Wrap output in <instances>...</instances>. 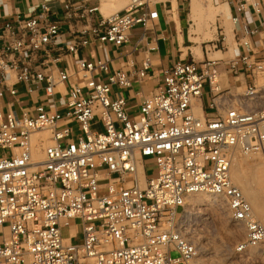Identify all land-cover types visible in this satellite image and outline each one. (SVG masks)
Instances as JSON below:
<instances>
[{
	"label": "built area",
	"instance_id": "2783aa9c",
	"mask_svg": "<svg viewBox=\"0 0 264 264\" xmlns=\"http://www.w3.org/2000/svg\"><path fill=\"white\" fill-rule=\"evenodd\" d=\"M85 2H66L62 20L50 21L46 7L43 18H0V264H202L185 216L187 201L204 194L245 229L236 252L264 245V225L231 176L235 151L264 162V0H212L228 7L232 28L218 16L206 46L232 56L161 68V85L136 113L113 89L149 76L158 3L130 0L104 16ZM137 26L145 56L136 69L80 57L95 43L129 45ZM52 45L74 71L48 66ZM224 66L233 88L222 84ZM206 87L207 115L196 103Z\"/></svg>",
	"mask_w": 264,
	"mask_h": 264
},
{
	"label": "crops",
	"instance_id": "0c3cea01",
	"mask_svg": "<svg viewBox=\"0 0 264 264\" xmlns=\"http://www.w3.org/2000/svg\"><path fill=\"white\" fill-rule=\"evenodd\" d=\"M74 0H0V18L2 22H15L20 16H36L43 18L45 16V7L49 9V20L56 21L62 20L65 14L64 4ZM79 1V0H78ZM87 7H94L90 5V0H85ZM191 2H182L177 0L159 2L155 9L159 13V18L155 23L157 34L159 35L158 51L151 53L154 66L149 70V76L141 82H134L129 89H118L113 92L124 97L128 103L131 111L138 109L143 100L150 96L162 83L161 68L171 67L178 62H188L195 60L198 63L206 60L207 58H227L231 57L234 51L231 49L228 52L220 53L221 57H212V48L206 46L204 41L198 45L193 40V35L190 33L191 19ZM66 28V25H65ZM142 29L137 26L133 29L131 41L129 45L124 47H115L110 44L95 43L87 49H82L80 57L84 59H102L112 61L113 69L116 71H130L136 69L141 64L145 56V48L137 47L139 37ZM6 40V34L0 33V47ZM70 38L63 36L59 41H69ZM58 41V43H59ZM57 43V44H58ZM200 47L201 56L196 53V49ZM194 51V52H193ZM44 53H40V60H44ZM49 58L47 64L52 70H61L69 66L71 71L75 70V66L67 56L59 54L56 45L49 47ZM202 57V58H201ZM60 61L54 62V60ZM134 66H132V64ZM223 66V65H222ZM47 66H43L42 70H47ZM221 81L224 87H232L236 84L235 77L227 72L224 67L220 68ZM246 79V77H244ZM10 97H6L9 100ZM212 101V94L209 92L208 87L204 89L203 96L196 103L203 109L205 115L210 114L212 110L209 105ZM65 237L69 238L68 233Z\"/></svg>",
	"mask_w": 264,
	"mask_h": 264
},
{
	"label": "rangeland",
	"instance_id": "374dc122",
	"mask_svg": "<svg viewBox=\"0 0 264 264\" xmlns=\"http://www.w3.org/2000/svg\"><path fill=\"white\" fill-rule=\"evenodd\" d=\"M167 1H173V3H176L177 0H153L154 3H164ZM197 1V15L195 21L190 22V33L193 35L194 41L202 44L204 41H211L217 35L216 29L218 26L216 23H218V17H215V14L218 10L220 11L222 10L221 8H223L224 11L229 12V9L225 5H214L212 0H194V2ZM191 2H193V0H191ZM129 4L130 0H90V5L99 7L104 16H109L121 11L122 9L127 8ZM218 7L221 8L219 9ZM227 19L223 18L224 21L222 22V25L226 29V32H229L232 26ZM234 46L233 39L231 38L228 40V47L234 48ZM217 57L221 56L218 55ZM114 91H117V88H115ZM137 111L138 109H135L132 113H136ZM195 111L196 113H199L198 110ZM42 136L48 139L50 134L45 132L42 133ZM35 143H37V141H35ZM35 154L41 155L40 151L36 150L33 153V158ZM235 170V167H232L231 175L234 184L241 189L247 188L250 193L249 196L251 195L250 198H255L257 195V189L254 184L246 182L245 179L238 180L235 176ZM147 173L149 178H153L156 175L154 172V164L151 161L147 162ZM201 196L203 195L192 196V198L187 201L185 216L189 235L193 237L199 247L204 246V250L199 252V261L202 264H264V259L260 255L253 254L257 248L260 249V247H262V249H264V245L256 247L255 249L253 248L254 251H252L253 249H249L244 253L236 252V247H238L246 238L245 229L231 220L225 205H223L225 208L224 210L223 207L219 205L209 206L205 202V204L203 202L201 203ZM259 206L262 207L264 211L263 204L260 203ZM257 215L259 214H256V216ZM77 241L78 240H75V242ZM210 252L212 253L211 255L208 254ZM172 256L177 257V254L173 253Z\"/></svg>",
	"mask_w": 264,
	"mask_h": 264
},
{
	"label": "bare ground",
	"instance_id": "6f19581e",
	"mask_svg": "<svg viewBox=\"0 0 264 264\" xmlns=\"http://www.w3.org/2000/svg\"><path fill=\"white\" fill-rule=\"evenodd\" d=\"M219 8V7H218ZM221 8V7H220ZM219 8V9H220ZM197 9H198V1L197 2H191V19L192 21H195L196 19V15H197ZM222 10H218V12L215 14V17H218V16H223L225 19H227L229 17V12L227 11H224L223 8H221ZM194 39V38H193ZM200 45L201 43L198 42ZM196 53L198 55L201 56V50H200V47H198L196 50ZM194 52V51H193ZM220 56V53H217V54H213L212 57H217V56ZM202 58V57H201ZM196 108L199 109V106L197 105ZM36 151V150H35ZM39 151V150H37ZM36 153V152H35ZM34 159L35 160H40L41 159V155L39 154H35L34 155ZM232 159H233V164H232V167H235V176L236 178H238V180L240 179H245L246 182H250V183H253L254 186L256 187L257 189V195L255 198H250L249 196V192H248V189L247 188H243L240 189L243 191L244 195L246 196V198L248 199V201L250 202V204L252 205L253 207V210H254V214H255V217L256 219L262 224L264 225V211L262 209V207L259 206L260 203L263 204L264 206V162L262 160V158L260 156H246L244 154H242L240 151H235L232 155ZM232 167H231V170H232ZM233 174V173H232ZM232 176V175H231ZM234 178V177H233ZM235 179V178H234ZM233 181V179H232ZM251 191V190H250ZM252 194V193H251ZM253 197V196H252ZM192 198V197H191ZM200 198V197H199ZM198 200V199H197ZM201 200V203L205 202L207 203L209 206L210 205H219L221 207H223V210L225 209L224 208V204L221 203L220 201H218L216 198L214 197H211L209 195H206L204 194L203 196H201L200 198ZM199 200V202H200ZM198 202V201H197ZM204 203V204H205ZM218 206V207H219ZM220 209V207H219ZM218 209V210H219ZM256 214H259L256 216ZM187 226V224H186ZM190 229V228H189ZM188 230V229H187ZM190 232V230H189ZM191 236V235H190ZM193 238V237H192ZM199 247V246H198ZM204 247V246H203ZM203 247H199L200 251L201 250H204ZM206 248V247H205ZM212 249V247H211ZM255 249V248H254ZM254 249L252 251H254ZM209 251V250H208ZM213 251V250H212ZM204 252V251H203ZM202 253V252H201ZM200 253V255H201ZM208 254H212L211 252L208 253ZM251 254V252H250ZM255 255H260L263 259H264V249H262V247H260V249H256L254 251ZM252 254V255H253ZM218 255V254H216ZM215 255V257H216ZM215 257H212V258H215ZM217 258V257H216ZM212 260V259H211ZM218 261V260H217ZM218 263V262H217ZM211 264V263H210ZM220 264V263H219Z\"/></svg>",
	"mask_w": 264,
	"mask_h": 264
}]
</instances>
